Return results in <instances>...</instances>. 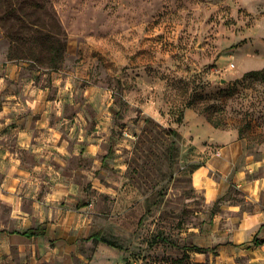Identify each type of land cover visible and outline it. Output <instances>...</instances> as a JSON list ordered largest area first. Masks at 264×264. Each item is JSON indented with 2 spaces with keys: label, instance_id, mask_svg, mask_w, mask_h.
Returning a JSON list of instances; mask_svg holds the SVG:
<instances>
[{
  "label": "rangeland",
  "instance_id": "obj_1",
  "mask_svg": "<svg viewBox=\"0 0 264 264\" xmlns=\"http://www.w3.org/2000/svg\"><path fill=\"white\" fill-rule=\"evenodd\" d=\"M21 62L50 92L85 93L87 126L103 125L77 179L84 236L47 264H254L232 236L262 206L264 76L245 73L264 69V0H0V91ZM222 147L209 200L194 172Z\"/></svg>",
  "mask_w": 264,
  "mask_h": 264
},
{
  "label": "crops",
  "instance_id": "obj_2",
  "mask_svg": "<svg viewBox=\"0 0 264 264\" xmlns=\"http://www.w3.org/2000/svg\"><path fill=\"white\" fill-rule=\"evenodd\" d=\"M12 70L17 90L0 91V263L47 264L65 258L70 245L84 236L88 204L77 179L86 160L96 162L103 125L99 114L95 129L87 126L85 93L61 84L50 92L49 85L28 75L22 62ZM213 132L215 143H232L236 137ZM227 157L222 147L194 172L195 185L209 200L219 193L212 172ZM255 182L260 186L254 200L262 206L243 219L232 240L244 252L255 251L251 262L264 264V176Z\"/></svg>",
  "mask_w": 264,
  "mask_h": 264
},
{
  "label": "trees",
  "instance_id": "obj_3",
  "mask_svg": "<svg viewBox=\"0 0 264 264\" xmlns=\"http://www.w3.org/2000/svg\"><path fill=\"white\" fill-rule=\"evenodd\" d=\"M50 34V33H49ZM50 35H52V34H50ZM56 41V39L54 40V42ZM53 42V43H54ZM48 50H50L51 52H52V55L53 56H59V54H60V51H61V46L60 45H53L51 48H49ZM50 60H52L53 62H54V57H51V59ZM245 75H247V76H255V75H263L264 76V69H260V70H250V71H247L246 73H245ZM210 105H207L206 107H204V109L203 110H201V111H206L205 113H206V116H207V119H208V121L213 125V126H215V127H217V126H219L220 125V122H218L217 121V119H216V117H214V115H213V113L211 112V111H208L209 109H210ZM182 115V114H181ZM181 115H179V117L177 118V121L178 122H180L181 121V118H182V116ZM216 120H215V119ZM196 250L197 251H205V250H208V248H203V247H196Z\"/></svg>",
  "mask_w": 264,
  "mask_h": 264
}]
</instances>
